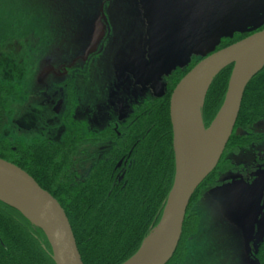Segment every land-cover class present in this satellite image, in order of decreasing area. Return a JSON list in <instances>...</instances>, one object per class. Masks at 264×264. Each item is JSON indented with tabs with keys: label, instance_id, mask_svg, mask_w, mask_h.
<instances>
[{
	"label": "rangeland",
	"instance_id": "1",
	"mask_svg": "<svg viewBox=\"0 0 264 264\" xmlns=\"http://www.w3.org/2000/svg\"><path fill=\"white\" fill-rule=\"evenodd\" d=\"M261 7L264 0H0V83L18 82L23 92L10 102L4 135L26 145L48 140L65 144L68 118L74 114L88 121L95 103L102 113L91 121L95 126L90 124L101 128L113 116L108 100L124 96L131 104L138 97L152 98L149 84L170 68L168 89L178 78L174 66L184 67L214 51L222 37L264 27ZM59 101L56 115L52 108ZM254 129L264 132V121ZM77 144L80 178L91 163L84 161L86 145L81 139ZM91 148L96 153L98 146ZM263 153L264 141L226 159L245 167ZM250 168L254 170L218 171L213 182L198 190L192 201L198 228L186 242L181 264H257L254 252L260 239L255 235L262 222L250 208L253 195L264 194V178L257 172L262 166Z\"/></svg>",
	"mask_w": 264,
	"mask_h": 264
},
{
	"label": "trees",
	"instance_id": "2",
	"mask_svg": "<svg viewBox=\"0 0 264 264\" xmlns=\"http://www.w3.org/2000/svg\"><path fill=\"white\" fill-rule=\"evenodd\" d=\"M245 29V28H244ZM242 30L222 37L214 51L194 60L174 79L169 94L177 82L204 57L226 48L260 30ZM232 66L221 70L212 80L202 107V121L208 128L219 112L227 90ZM23 97L20 83H0V159L25 171L63 209L76 243L82 264H122L139 250L150 232L157 226L174 177L172 128L169 119V97L149 108L139 127L138 146L133 163L121 181L113 173L112 161L96 164L84 180L74 179L69 166L70 148L65 144L33 143L25 145L19 139L5 136L10 115V102ZM264 121V66L248 83L233 132L215 170L200 185L213 182L230 170L243 173L244 166L226 159L264 141V132L254 129ZM148 126V132L147 130ZM240 133L237 134L236 131ZM70 144V146L68 145ZM256 156L255 167L264 168ZM261 160V163H256ZM253 164V165H254ZM192 197L182 226L176 251L167 264H181L186 255V242L198 228V215ZM257 264H264V237L254 252ZM0 264H54L50 246L43 233L14 209L0 202Z\"/></svg>",
	"mask_w": 264,
	"mask_h": 264
},
{
	"label": "water",
	"instance_id": "3",
	"mask_svg": "<svg viewBox=\"0 0 264 264\" xmlns=\"http://www.w3.org/2000/svg\"><path fill=\"white\" fill-rule=\"evenodd\" d=\"M261 14L264 20L262 7ZM228 66L232 70L222 106L205 129L201 111L206 92L213 78ZM263 66L264 29L204 57L177 83L169 101L174 155L172 186L157 226L136 254L122 264H167L171 260L181 238L189 202L215 170L232 135L245 89ZM48 72L49 69L44 70L38 81L42 82ZM0 202L43 233L54 264H82L59 203L25 171L3 159H0ZM263 209L264 204L257 211L256 198L250 214L261 216L262 226L256 236L259 239L264 237Z\"/></svg>",
	"mask_w": 264,
	"mask_h": 264
},
{
	"label": "flooded vegetation",
	"instance_id": "4",
	"mask_svg": "<svg viewBox=\"0 0 264 264\" xmlns=\"http://www.w3.org/2000/svg\"><path fill=\"white\" fill-rule=\"evenodd\" d=\"M105 1L108 3L112 0H105ZM106 6H107L106 4H103V6L101 7V12H100L101 21H103L105 19L106 13L104 10H105ZM93 39H94V37H93ZM96 42L94 44L92 43L91 49L95 48L96 44L98 43V42L97 43ZM193 61H194L193 59H190V61L186 65L193 63ZM186 65L184 67H180L181 65L174 66L171 69L172 73L174 72L173 74H176L177 76H179V73L183 72L186 69V67H188ZM169 69L166 70V74H165V72L159 71L157 73V77H156L157 81L155 79V81L153 83L149 84V90H152V98L146 97V96H144L142 98L138 97L137 99L132 100L131 104L126 103V98L124 96H121V97L116 98V99L108 100L109 104L113 110V116H108V119H110L111 121L107 122L106 125L101 127V128L98 125H97V128L92 127L93 123H91V121L96 122L95 118L101 117L100 114L102 113V110L99 109L100 106H98L97 103L94 104V106L97 109H93L91 113L90 112L88 113V119H87L88 121L84 120L83 117H81V118L76 117V116H74V114H72L70 116V118H68L67 123H66L67 124L66 126L70 130L69 131L70 135H68V137L72 140V143H74L72 145V147L70 148L71 152L69 155V166L71 169V174L73 175L74 179L84 180L89 175V173L92 171L93 167L96 164H98L99 162L101 163L103 161H109V158L112 157V155H113L114 158H113V160H111L112 164L114 163L112 171H113L114 175L115 174L117 175L118 182L121 181V179L124 176V174L126 173V171L129 170L130 167L132 166L133 154L135 153L136 148L138 146L139 127L141 125L143 127V123H145V122H143V120L145 119L144 116H145L146 112L148 111L149 108H152L153 106L158 105L159 102H161L162 99L166 98L167 96L169 97V101H170V96H171L172 91L170 94H169V91H170L171 86H169V88L166 89L169 82H170V77H171L170 76L171 73H170ZM163 75H165L164 79L162 78ZM128 80H129V75L125 74L123 84H127ZM125 91L128 92V88H126ZM61 103L62 102L59 101V102H57L55 107L53 106L54 108H52L53 109L52 112H54V114L59 115V106L61 105ZM105 116H106V114H105ZM90 117H92V118H90ZM90 119H92V120H90ZM45 120H46V122L49 121V123H51V121H50L51 119H49V120L45 119ZM21 122L23 124V119H21ZM99 122H97V123H99ZM49 125H52V124H49ZM23 126H24V124H23ZM93 126H95V125H93ZM24 128H25V126H24ZM146 131L148 132V126H147ZM82 134H83V136H82ZM80 139L82 140V144L86 145L82 149L83 150L82 153L85 154L84 161L89 162L91 164L88 166L86 175L79 178V176H77V175H78V171H80V169H79L78 161H76L79 159V153H77L76 148H74V146L75 145L78 146L77 143L80 141ZM23 143L25 144L24 141H23ZM48 143H55V142L52 140H48ZM68 145L70 146V144H68ZM95 146H98V149H95L96 153L91 148V147H95ZM95 154L99 155V158H97L96 161H92V159H89V157L91 155H95ZM254 161H255V159H254ZM254 161L252 163H250L249 165L245 166L243 173L247 172L249 169L251 171L254 170V169L250 168L253 166L252 164L254 163ZM258 167H256V168H258ZM262 171H264L263 167L261 169L259 168V170L257 172L261 173L263 178H264V173ZM230 172L231 171H226V173H230ZM256 176L257 175H255L254 178H256ZM256 198H257V211H259L261 206L264 204V194H263V196L261 195L260 198H259V196L253 195L252 200L254 201V200H256ZM259 218H260V216H259Z\"/></svg>",
	"mask_w": 264,
	"mask_h": 264
},
{
	"label": "bare ground",
	"instance_id": "5",
	"mask_svg": "<svg viewBox=\"0 0 264 264\" xmlns=\"http://www.w3.org/2000/svg\"><path fill=\"white\" fill-rule=\"evenodd\" d=\"M215 129H216V127H215V128H213L212 132H213V131H215Z\"/></svg>",
	"mask_w": 264,
	"mask_h": 264
}]
</instances>
